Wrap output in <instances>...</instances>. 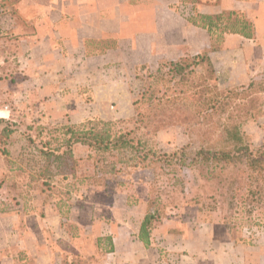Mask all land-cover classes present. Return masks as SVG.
<instances>
[{"label":"crops","instance_id":"obj_1","mask_svg":"<svg viewBox=\"0 0 264 264\" xmlns=\"http://www.w3.org/2000/svg\"><path fill=\"white\" fill-rule=\"evenodd\" d=\"M7 5L13 18L0 26L4 96L13 109H30L46 121L69 114L67 120L75 123L77 110L96 103L100 78L111 90L113 70L126 71L139 43L150 53L143 64L151 68L210 49L207 30L192 24L179 5L203 14L235 10L252 21V38L226 33L221 48L210 50L227 84L248 83L264 63V0H7ZM112 38L115 45L96 47ZM15 116L19 120L17 111ZM73 152L88 158L90 150L77 143ZM140 185L145 186L136 189ZM128 191L103 201L99 210L73 204L66 219L56 202L42 196L18 204L27 211H1L0 264H67L92 254L103 256L99 264H264V231L252 241L237 239L219 219L170 215L155 222L145 244L140 231L150 191H137L133 199Z\"/></svg>","mask_w":264,"mask_h":264},{"label":"rangeland","instance_id":"obj_2","mask_svg":"<svg viewBox=\"0 0 264 264\" xmlns=\"http://www.w3.org/2000/svg\"><path fill=\"white\" fill-rule=\"evenodd\" d=\"M184 3L187 4V2ZM186 8L182 5L178 7L186 17L197 18L195 10ZM239 14L247 18L244 13ZM115 42L114 38L108 39L99 42L96 47L104 48L110 43L115 45ZM218 43L219 41H216V45ZM145 52L144 47L139 43L137 49L129 53V66L124 67L126 71L119 70L120 66L113 70L112 81H109L111 90L103 86L108 83L104 76L100 78L101 87L96 94V103L92 104L91 101H94V98L88 95L87 100L91 104L77 110L78 115L74 116L75 123L67 120L69 114L62 120L46 121L30 109H13L14 106L10 104L9 118L0 119V212L27 211L18 204L23 201L29 203L34 198L42 196L54 202L68 200V206L64 208L66 219L68 207L73 204L81 205L82 209L97 208L99 210L100 204L104 208V202L110 201L119 191L129 190L130 199H133L137 191H143L148 187L152 198L160 197L153 207L158 208L161 219L170 215L192 216L196 221L219 219L222 227L229 229L235 238L254 240L256 235L264 231V198L259 200L257 195L253 196V193H249V189L254 190L260 186L264 188V183L250 177L253 169L247 166L244 159L227 164L225 169L219 167L214 171L205 165L171 166L161 169L159 166L163 163L152 161L146 168L130 167L117 174L104 176L95 182L88 178L95 172L94 160L77 157L76 175H69L68 179L57 175L52 180L50 188L42 184L43 179L37 175L36 170L43 162L35 151V146L39 144L41 138L49 140L58 134L59 132H54V128L66 124H79L88 119L113 120L117 128L125 131L132 130L133 136L144 140L147 147L157 154H169L185 147L186 159L189 162L200 147L218 149L227 146L229 140L222 132V122H225V118L231 112L239 116L238 120L242 124L245 142L251 149L257 151L262 147L264 144V87L255 89L246 99H238V97L233 99L227 111L216 115V119L221 122L207 132L204 128L194 132L187 131L180 119L158 123L159 118L152 117L145 123H136V111L132 102L151 82L150 76L156 74L158 67L151 68L143 64V60L150 55ZM263 66L264 63L261 62L259 74L251 81L264 80ZM199 72H207L205 63L199 68ZM217 76V84L221 90L247 86L251 82L229 85L224 78L219 77L218 74ZM195 77L197 78L196 75ZM1 78H3L2 75ZM193 78L194 76L191 77ZM4 98L7 100L5 96ZM236 103H242L243 107L239 108ZM155 104L156 102H146L140 106V110L154 113ZM16 111L19 120L16 116L13 117ZM154 171L157 173L156 179ZM139 184L145 186L140 185L136 189L135 185L139 186ZM31 207L32 203L26 208ZM88 213L91 215V211ZM92 220L95 218L92 217ZM102 261L101 254H92L66 262L67 264H99Z\"/></svg>","mask_w":264,"mask_h":264},{"label":"trees","instance_id":"obj_3","mask_svg":"<svg viewBox=\"0 0 264 264\" xmlns=\"http://www.w3.org/2000/svg\"><path fill=\"white\" fill-rule=\"evenodd\" d=\"M239 13L235 10L218 14L197 12V18L187 17L192 24L207 30L212 40L211 48L178 60L160 62L156 74L150 76L151 82L132 102L136 111V123H145L152 117H158V123L180 119L187 131L194 132L204 128L207 132L221 122L216 119V115L227 111L233 99H246L255 89L264 87V80L251 81L247 86L224 90L218 87V76L209 54L210 50L221 48L226 33H238L248 38H252L254 34L253 23ZM216 41H219L218 45ZM204 63L207 72L200 73L199 68L203 67ZM146 102H156L154 113L140 110V106ZM236 106L242 108L243 104L236 103ZM225 119V122H222V132L229 140L227 146L218 149L200 147L189 162L186 159L185 147L173 153L157 154L147 147L144 140L133 136L132 130L117 128L113 120L88 119L79 124H66L54 128V132H59L58 134L49 140L41 138L35 146V151L43 162L36 170L37 175L43 179L42 184L49 188L57 175H61L63 179L76 175L78 159L74 155L73 147L80 143L89 148L88 158L94 160L95 172L88 178L95 182L130 167L146 168L152 161L163 163L159 166L161 169L171 166L205 165L214 171L219 167L225 169L227 164L244 159L247 166L253 169L250 177L264 183V144L257 151H253L245 142L239 116L230 112ZM154 174L156 179V171ZM105 187L108 189L106 183ZM249 193L257 195L259 200L264 198L262 186L254 190L250 188ZM159 198L149 196V208L141 225L140 239L147 245L152 227L161 219L158 208L153 207ZM56 204L65 217L64 208L68 206V200H60Z\"/></svg>","mask_w":264,"mask_h":264},{"label":"built area","instance_id":"obj_4","mask_svg":"<svg viewBox=\"0 0 264 264\" xmlns=\"http://www.w3.org/2000/svg\"><path fill=\"white\" fill-rule=\"evenodd\" d=\"M12 9L7 5V0H0V26L4 20L12 19ZM11 112L10 103L4 98V91L2 88V78L0 73V119H8Z\"/></svg>","mask_w":264,"mask_h":264}]
</instances>
